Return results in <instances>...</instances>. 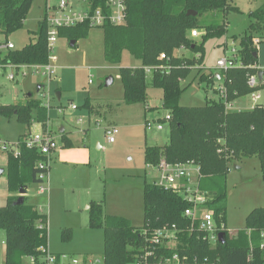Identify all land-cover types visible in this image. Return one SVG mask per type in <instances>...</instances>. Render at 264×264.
Instances as JSON below:
<instances>
[{
  "label": "trees",
  "instance_id": "trees-1",
  "mask_svg": "<svg viewBox=\"0 0 264 264\" xmlns=\"http://www.w3.org/2000/svg\"><path fill=\"white\" fill-rule=\"evenodd\" d=\"M262 1L261 6L249 13L245 36L238 45L243 67L218 72L228 103L264 89V85L254 89L246 85L247 77L258 72L255 68L257 49L252 43L255 36L264 48ZM106 2L88 0L89 9L101 8L106 15ZM31 4L32 0H0V36L5 43L8 36L23 27ZM188 11L196 15L187 16ZM229 12H239L231 5V0H126V23L113 26L106 21L98 28L102 31V56L106 64L119 66L125 52L140 64L135 68L118 69L125 105L145 104L149 87L161 90V106L169 116L168 141L160 147L144 148L145 166L155 168L161 160L170 165L191 162L197 166L198 189L206 195V204L217 224L225 223L226 179L232 165L256 157L264 189V108L256 105L250 110L228 111L220 100H208L201 107L180 105L183 91L191 84L182 87L181 82L188 78L191 66L203 62L205 42L226 35ZM207 17H219V22L206 21ZM91 29L87 22L60 28L58 38L75 42V47L77 41L87 38ZM192 30L201 32L200 43L189 38ZM46 32L43 16L34 33L35 41L20 50L8 51L1 62L15 66L45 65L48 60ZM182 49L199 54V59L179 56L178 51ZM145 67L152 68L149 75L145 74ZM161 67L167 69L161 70ZM214 81V74L198 76V83L210 88ZM87 106L86 99L83 107L87 109ZM0 116L14 117L25 125L34 119L44 126L48 120L38 100L20 106H0ZM16 143L17 155L6 154L5 180L9 195L5 205L0 207V230L5 234L3 264H24V259L30 257L38 264L39 249L47 246L46 215L27 203L26 196L22 197L21 204L14 202L20 198V189L27 190L30 185L39 183L36 165L46 158L37 150L27 148L24 136L18 137ZM188 207L189 204L172 190L144 182L140 229L123 217L104 216L102 205L95 203L88 205V227L102 230L104 264H132L134 250L142 242V229L153 230L164 225H176L183 230L179 236L180 253L207 258L216 264H264L263 251L259 249L260 234L264 231V208L250 211L243 228L234 235L224 232V244L217 243L210 248L202 240V233L184 231L186 226L194 228L184 216ZM69 232V229L61 231L62 241L69 239Z\"/></svg>",
  "mask_w": 264,
  "mask_h": 264
},
{
  "label": "rangeland",
  "instance_id": "rangeland-1",
  "mask_svg": "<svg viewBox=\"0 0 264 264\" xmlns=\"http://www.w3.org/2000/svg\"><path fill=\"white\" fill-rule=\"evenodd\" d=\"M57 2L47 0L48 6ZM262 3V0H231V5L239 12H229L226 16L224 37L205 42L203 62L191 66L188 78L181 82L182 87L191 82L181 95L182 107H201L208 100L220 99L215 91L217 82L214 81L210 88L205 83L199 84L198 76L216 73V62L231 49L238 48L249 24V13ZM45 5L46 0H32L23 27L7 37L6 41L15 50L35 41L34 33L43 17ZM206 21L219 22V17H207ZM196 32V37H191L189 33V38L200 43L201 32ZM253 39L259 40L258 36ZM0 44H5L2 36ZM256 49V67L262 71L264 48L258 45ZM6 53L0 51V106H20L30 100H38L45 108L48 120L44 126L34 119L25 125L14 117L6 119L0 116V142L18 149V137L24 136L26 140L30 135L44 133L49 134L57 146L49 163L46 194L38 196L36 185H30L26 201L46 215L50 252L75 258L89 256L100 259L103 252L102 230L88 227L86 207L90 203L101 204L104 216L123 217L134 228L142 227L143 183L157 182L160 177L156 168L145 166L143 150L146 146H163L168 141L167 123H162V130L156 129L168 113L161 106V90L149 87L145 104L125 105L118 69L138 67L140 64L126 52L119 66L106 64L102 56V31L96 28L89 31L86 39L77 41L75 47H71L64 38L57 39L53 53L57 58L53 65L56 70L49 78L42 76L40 70L38 74H33L27 67L18 68L16 72L5 66L1 60ZM178 55L199 59V54L186 49L179 50ZM10 74H14L12 81L8 79ZM109 78L112 83L105 86ZM260 97L257 105L264 108V90L260 91ZM86 99L87 109L83 107ZM252 105L250 97L245 96L233 101L229 110H249ZM71 106L76 109H71ZM144 124L148 126L144 127ZM111 127L116 128L118 134L115 143L108 144L104 130ZM238 165L239 169L230 167L226 179L224 224L232 235L243 228L244 219L250 211L264 207L258 159L246 158ZM5 169L6 155L0 153V170L4 171L0 174V207L5 205L9 195ZM63 229L70 230L69 239L65 241L61 240ZM4 241L5 234L0 230V264L4 263ZM65 263L68 261L65 260ZM24 264H29V261L24 259Z\"/></svg>",
  "mask_w": 264,
  "mask_h": 264
},
{
  "label": "built area",
  "instance_id": "built-area-1",
  "mask_svg": "<svg viewBox=\"0 0 264 264\" xmlns=\"http://www.w3.org/2000/svg\"><path fill=\"white\" fill-rule=\"evenodd\" d=\"M75 1L77 5L74 6ZM106 6L108 9L107 14L101 8H97L93 11L89 9L88 0H58L56 5L48 6L47 0L45 5V11L43 16L45 17V22L47 25L46 32V44L48 51V60L45 65H31V66H15L12 64H5L12 70L16 71L18 68L30 69L32 73H39L42 71V76L50 77L54 74V63L57 58L54 56V46L58 39V30L64 27H72L77 24H82L87 22L90 28L98 29L102 27L104 22H109L113 26H121L126 23V0H107ZM78 9V10H77ZM191 37H196L197 32L195 30L190 31ZM260 40L253 39L252 43L255 47L259 45ZM14 46L6 42L5 44H0V51H13ZM224 50H227L226 44L224 45ZM238 50L231 49L228 54H224L216 64L215 69L218 76V72H226L230 69L242 68L243 65L238 57ZM226 53V52H225ZM163 55L160 56V59ZM258 72H261V80L257 78V73L254 75H249L247 77L246 85L250 89H254L260 85H264V70H259L255 67ZM152 68L145 67L144 72L149 75ZM167 69L166 67H161V70ZM215 77V73H214ZM9 80L14 79V74L8 76ZM219 83L217 84V91L220 96V100L226 110H229L230 104L226 102V93L222 85V81L219 76ZM90 82V81H89ZM253 91L247 96L250 97L252 102V107H255L260 97V91ZM71 109L75 110L74 106ZM169 121V116L161 121L162 123H167ZM156 127L157 130H162V123ZM147 123V122H146ZM145 123V124H146ZM144 124V127L148 126ZM118 130L114 127L107 128L104 130V135L106 142L108 144H113L115 142ZM17 145V143H16ZM13 146V145H11ZM9 143L0 142V153L5 155L12 153L14 156L17 155L18 149L13 148ZM25 146L27 148L37 150L42 156L46 158V161L40 162L36 165L39 170L37 178L39 183L36 184L37 195L46 194L48 173H49V163L51 160L52 153L56 150V144L53 138L49 134H34L30 135L25 140ZM157 171L160 172V177L157 182H154L160 187L165 189H170L176 194L180 195L183 200H185L189 207L184 210V216L190 220V228L186 226L184 231H195L202 233V240L208 244L210 248H213L218 241V234L221 232H228L225 224H217L212 212L207 206L206 195L198 189L197 181L199 169L191 162L184 164H167L165 161L161 160L157 167ZM41 227V226H40ZM194 229V230H193ZM183 232L182 229H178L176 225H164L162 227L148 230L142 229L141 238L142 242L134 250V260L132 264H216L211 262L207 258H200L197 255L189 256L184 252L178 251V246L180 244L179 236ZM260 244L259 249L263 251L264 256V231L260 234ZM39 259L38 264H104L103 257L96 259L94 257L84 256L82 258L68 257L65 254H54L49 251L48 247H41L39 249ZM29 264L35 263V258H27ZM65 260L68 263H65Z\"/></svg>",
  "mask_w": 264,
  "mask_h": 264
},
{
  "label": "water",
  "instance_id": "water-1",
  "mask_svg": "<svg viewBox=\"0 0 264 264\" xmlns=\"http://www.w3.org/2000/svg\"><path fill=\"white\" fill-rule=\"evenodd\" d=\"M186 14H187V16H195L196 15V13L195 12H192V11H188ZM74 44H75V42H73V41L69 43V45L71 47H73ZM253 56H254V58H256V53H254ZM257 78H258L259 81L261 80V72H258L257 73ZM111 83H112V79L109 78V79L106 80L105 86H108ZM58 97H59V95H58ZM60 132H61V130H60ZM232 167L234 169L237 168V166L235 164L232 165ZM2 172H3V170H0V174H2ZM26 193H27V190L26 189H20L19 190V196H20V198L16 202H14V204L15 205L21 204L22 203V197L26 196ZM218 241H219L220 244H224V242H225V233L221 232V233L218 234Z\"/></svg>",
  "mask_w": 264,
  "mask_h": 264
},
{
  "label": "crops",
  "instance_id": "crops-1",
  "mask_svg": "<svg viewBox=\"0 0 264 264\" xmlns=\"http://www.w3.org/2000/svg\"><path fill=\"white\" fill-rule=\"evenodd\" d=\"M133 68H135L134 66H132ZM215 77H216V82H217V84L220 82L219 81V79H218V76H217V73H215ZM252 109V108H251ZM250 110V109H249ZM162 121V120H161ZM162 123V122H161ZM107 129V128H106ZM63 132V129H61V132L60 133H62ZM115 143V142H114ZM166 144V143H165ZM164 144V145H165ZM51 161V160H50ZM236 166H237V168L236 169H239L240 168V165H238V164H235ZM230 171V170H229ZM4 172V171H3ZM229 173V172H228ZM48 177H50V175L48 174ZM48 182V181H47ZM47 186H48V184H47ZM38 196H41V195H38ZM86 208H88V206L86 207ZM262 208H264V207H262ZM48 247V246H47ZM4 253H5V247H4ZM52 253H54V252H52ZM54 254H58V253H54ZM60 254H62V253H60Z\"/></svg>",
  "mask_w": 264,
  "mask_h": 264
}]
</instances>
